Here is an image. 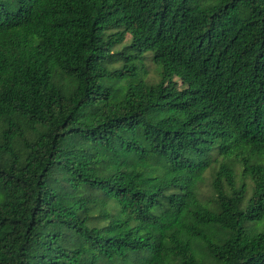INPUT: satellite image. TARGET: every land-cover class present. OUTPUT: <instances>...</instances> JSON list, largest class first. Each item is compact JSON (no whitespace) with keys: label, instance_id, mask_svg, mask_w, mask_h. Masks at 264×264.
I'll return each instance as SVG.
<instances>
[{"label":"trees","instance_id":"1","mask_svg":"<svg viewBox=\"0 0 264 264\" xmlns=\"http://www.w3.org/2000/svg\"><path fill=\"white\" fill-rule=\"evenodd\" d=\"M0 264H264V0H0Z\"/></svg>","mask_w":264,"mask_h":264},{"label":"rangeland","instance_id":"2","mask_svg":"<svg viewBox=\"0 0 264 264\" xmlns=\"http://www.w3.org/2000/svg\"><path fill=\"white\" fill-rule=\"evenodd\" d=\"M145 62L147 64H149V66H148V72H149L148 76L153 78V79H158V75L155 72V67L153 66V62L152 61H148V60H146ZM201 194L204 196V195L208 194V192L206 191L205 188H202V193Z\"/></svg>","mask_w":264,"mask_h":264}]
</instances>
